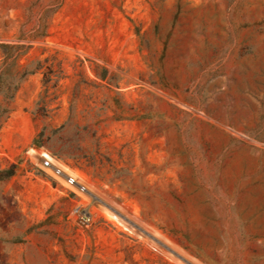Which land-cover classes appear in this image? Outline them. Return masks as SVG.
Listing matches in <instances>:
<instances>
[{
  "label": "rangeland",
  "instance_id": "obj_1",
  "mask_svg": "<svg viewBox=\"0 0 264 264\" xmlns=\"http://www.w3.org/2000/svg\"><path fill=\"white\" fill-rule=\"evenodd\" d=\"M193 262L264 264V0H0V264Z\"/></svg>",
  "mask_w": 264,
  "mask_h": 264
},
{
  "label": "built area",
  "instance_id": "obj_2",
  "mask_svg": "<svg viewBox=\"0 0 264 264\" xmlns=\"http://www.w3.org/2000/svg\"><path fill=\"white\" fill-rule=\"evenodd\" d=\"M30 159L68 187L75 198V204L69 212L70 219L90 227L101 218L103 210L94 204L98 196L96 184L85 172L73 169L45 148L33 149ZM192 264L203 263L193 262Z\"/></svg>",
  "mask_w": 264,
  "mask_h": 264
},
{
  "label": "bare ground",
  "instance_id": "obj_3",
  "mask_svg": "<svg viewBox=\"0 0 264 264\" xmlns=\"http://www.w3.org/2000/svg\"><path fill=\"white\" fill-rule=\"evenodd\" d=\"M107 210H108V209H107ZM106 213H107L109 216L113 217V218H118L113 212L106 211Z\"/></svg>",
  "mask_w": 264,
  "mask_h": 264
},
{
  "label": "trees",
  "instance_id": "obj_4",
  "mask_svg": "<svg viewBox=\"0 0 264 264\" xmlns=\"http://www.w3.org/2000/svg\"><path fill=\"white\" fill-rule=\"evenodd\" d=\"M12 174H9V176H11Z\"/></svg>",
  "mask_w": 264,
  "mask_h": 264
}]
</instances>
